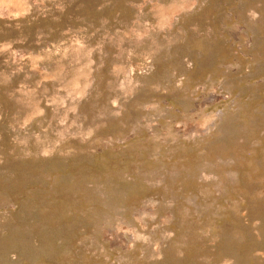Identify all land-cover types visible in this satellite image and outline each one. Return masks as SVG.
<instances>
[{
	"label": "rangeland",
	"instance_id": "obj_1",
	"mask_svg": "<svg viewBox=\"0 0 264 264\" xmlns=\"http://www.w3.org/2000/svg\"><path fill=\"white\" fill-rule=\"evenodd\" d=\"M0 264H264V0H0Z\"/></svg>",
	"mask_w": 264,
	"mask_h": 264
}]
</instances>
